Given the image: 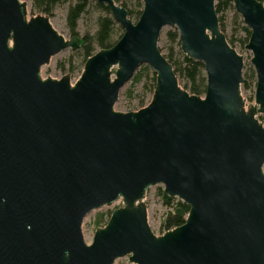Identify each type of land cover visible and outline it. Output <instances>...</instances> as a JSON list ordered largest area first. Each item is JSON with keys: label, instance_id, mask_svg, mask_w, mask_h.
<instances>
[{"label": "water", "instance_id": "95a60500", "mask_svg": "<svg viewBox=\"0 0 264 264\" xmlns=\"http://www.w3.org/2000/svg\"><path fill=\"white\" fill-rule=\"evenodd\" d=\"M94 1L124 34L72 84L41 69L80 50V38L29 18L21 0H0V264H264V4L233 2L251 31L257 83L247 108L244 60L220 29L216 0H143L137 22L118 0ZM166 27L203 63L204 97L181 87L159 48ZM143 65L156 75L151 102L117 112ZM160 185L190 212L158 237L145 200ZM118 200L88 245L85 218Z\"/></svg>", "mask_w": 264, "mask_h": 264}, {"label": "rangeland", "instance_id": "374dc122", "mask_svg": "<svg viewBox=\"0 0 264 264\" xmlns=\"http://www.w3.org/2000/svg\"><path fill=\"white\" fill-rule=\"evenodd\" d=\"M27 4L28 17L33 18L36 16H46L40 10L35 9L34 0H21ZM122 1V0H121ZM88 8L86 13L82 16L79 21L78 31L80 37L90 35L91 37L95 35L98 25V20L101 17L110 16L113 20L112 14L109 10L107 12L104 8H101L102 5L98 4L94 0H89ZM77 3V0H63L60 5L56 7L53 12V16L49 17L50 22L54 29L63 35L67 40L72 39L69 29L67 27V12L70 6ZM224 22L226 24V32L224 33L227 40H233L234 44L232 48L243 57L244 60V69H243V78L247 75H250L251 72H255L254 67L251 63L253 53L246 49L248 42L246 41L247 33L243 31V28L246 27L243 19L238 15V18L234 16V12L228 11L223 15ZM133 22H136V18H131ZM115 21V20H114ZM116 25L113 30V42L120 40L121 36L124 33L123 28L119 23L115 21ZM247 28V27H246ZM249 29V28H248ZM175 28L166 27L162 31V35L159 42V48L164 55L168 54V46H171V43L167 41V34L174 31ZM250 30V29H249ZM99 49H97V52ZM83 57L81 56V51H75L68 49L54 57L49 65L44 66L41 69L42 79H47L48 77L56 80H60L63 77L70 76L71 83L74 84L76 80L81 76L83 69ZM181 87H183L184 82L180 81ZM130 84H126L119 95L118 102L115 105V110L120 113H131L138 112L141 109L145 108L152 100L151 84L148 82L146 88L144 85H138L131 89L130 95H124V92L129 88ZM242 96L246 101L247 108H250L255 104V89L245 91L242 89ZM144 101L145 106L141 108V102ZM258 121L264 125V114H258ZM264 172V167H263ZM163 186L152 187L148 190L146 194L145 204L148 210V221L152 232L160 237L163 236L166 232L163 229V223L167 216V213L171 211L168 208L159 195L160 190H163ZM179 200V199H178ZM123 207V201L118 200L110 207H103L101 209L91 212L84 220L82 226V232L85 239V242L90 245L93 241L94 234L98 228H103L107 225L108 220L112 212L116 209ZM101 219L99 227H97V221ZM114 264H131L129 257L118 259Z\"/></svg>", "mask_w": 264, "mask_h": 264}, {"label": "trees", "instance_id": "16d2710c", "mask_svg": "<svg viewBox=\"0 0 264 264\" xmlns=\"http://www.w3.org/2000/svg\"><path fill=\"white\" fill-rule=\"evenodd\" d=\"M62 1L63 0H34V7L35 9L40 10L47 17H52L54 10L62 3ZM258 1L264 4V0ZM233 2L234 0H216V12L219 16L220 29L223 33L226 32V24L224 22L223 15L228 11H232L234 12V16L238 18ZM118 3L129 12L130 18H136V22L139 20L144 8L143 0H118ZM87 8L88 2L77 0V3L70 6L67 12V27L71 38L77 37L81 40L80 51L81 56L83 57L84 65L90 57L97 53V49H99V51L110 49L118 42L114 43L112 40L113 30L116 23L108 15L106 17L99 18L97 30L94 36L91 37L90 35H86L82 38L80 37L78 25L82 16L86 13ZM101 8H104L107 12H109V9L106 6H101ZM243 31L247 33L246 41L249 42L251 31L246 27L243 28ZM167 41L171 43V46H168L167 48L168 54L166 57L173 65L179 80L184 82L183 88L191 95L204 97L207 90V77L203 63L190 60L182 53L179 33L176 29L167 34ZM228 43L230 46H233L234 44L233 40L228 41ZM148 82L151 84L150 92L153 95L156 88V75L152 73L148 66L143 65L134 74L133 78L129 82L130 86L124 92V95H130L132 93L131 89L141 84L146 88ZM256 83V74L253 71L250 75H247L244 78L242 89L245 91L256 89ZM144 106L145 104L143 101L141 102L140 107L143 108ZM159 195L162 197L164 204L171 209V211L167 213L163 223V229L165 232L174 230L184 225L190 212V207L178 199L169 198L164 194L163 190H160ZM101 219L102 218L98 219L96 223L97 227H99Z\"/></svg>", "mask_w": 264, "mask_h": 264}]
</instances>
